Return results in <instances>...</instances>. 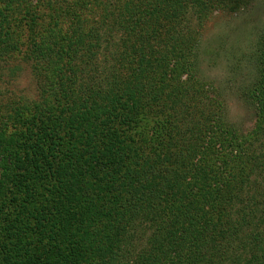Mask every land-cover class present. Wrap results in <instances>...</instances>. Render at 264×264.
Masks as SVG:
<instances>
[{
  "label": "trees",
  "instance_id": "16d2710c",
  "mask_svg": "<svg viewBox=\"0 0 264 264\" xmlns=\"http://www.w3.org/2000/svg\"><path fill=\"white\" fill-rule=\"evenodd\" d=\"M5 1L36 94L0 107V264H264V38L250 132L196 69L245 0Z\"/></svg>",
  "mask_w": 264,
  "mask_h": 264
},
{
  "label": "rangeland",
  "instance_id": "374dc122",
  "mask_svg": "<svg viewBox=\"0 0 264 264\" xmlns=\"http://www.w3.org/2000/svg\"><path fill=\"white\" fill-rule=\"evenodd\" d=\"M8 3L0 0V12L10 9ZM21 8L22 4L16 3L9 17H19ZM228 9L212 12L205 24L196 69L198 78L219 94L228 123L240 133H247L254 128L256 119L249 93L262 75L256 45L264 38V0H245L242 5ZM32 75L26 58L1 64L0 107L13 100L34 98Z\"/></svg>",
  "mask_w": 264,
  "mask_h": 264
}]
</instances>
